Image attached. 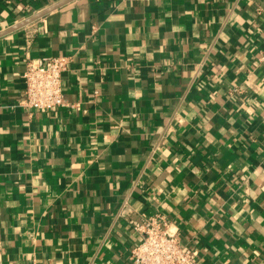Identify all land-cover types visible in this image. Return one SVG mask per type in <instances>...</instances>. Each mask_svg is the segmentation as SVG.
Listing matches in <instances>:
<instances>
[{
	"label": "crops",
	"instance_id": "crops-1",
	"mask_svg": "<svg viewBox=\"0 0 264 264\" xmlns=\"http://www.w3.org/2000/svg\"><path fill=\"white\" fill-rule=\"evenodd\" d=\"M57 1L0 0V31ZM263 54L264 0H73L1 36L0 263L134 264L161 213L198 264H264ZM28 55L69 57L66 105H21Z\"/></svg>",
	"mask_w": 264,
	"mask_h": 264
},
{
	"label": "built area",
	"instance_id": "built-area-1",
	"mask_svg": "<svg viewBox=\"0 0 264 264\" xmlns=\"http://www.w3.org/2000/svg\"><path fill=\"white\" fill-rule=\"evenodd\" d=\"M264 61V54L261 56ZM66 55L27 56L25 59L24 96L21 105L34 109H56L66 105L64 73L68 69ZM130 210L127 202L124 212ZM168 218L161 213H142L133 221V228L141 235L130 254L134 264H198L194 252L184 245L170 229ZM3 245L0 241V262ZM2 264V263H0Z\"/></svg>",
	"mask_w": 264,
	"mask_h": 264
},
{
	"label": "water",
	"instance_id": "water-1",
	"mask_svg": "<svg viewBox=\"0 0 264 264\" xmlns=\"http://www.w3.org/2000/svg\"><path fill=\"white\" fill-rule=\"evenodd\" d=\"M71 1H73V0H58L54 4L44 8L42 10H40L39 12H37V13L31 15V16H29L28 18L22 20L21 22L15 24L13 26H10L9 28H6L4 30H1L0 31V37L5 35V34H8V33L12 32V31H14V30H17V29H19V28H21V27H23V26H25L27 24H30V23L38 20L39 18H42V17L46 16L47 14L55 11L56 9L64 6L65 4H67V3L71 2Z\"/></svg>",
	"mask_w": 264,
	"mask_h": 264
}]
</instances>
